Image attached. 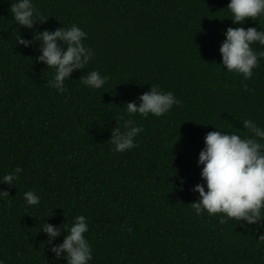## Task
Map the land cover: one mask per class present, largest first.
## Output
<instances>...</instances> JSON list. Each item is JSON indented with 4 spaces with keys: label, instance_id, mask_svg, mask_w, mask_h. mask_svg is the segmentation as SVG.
<instances>
[{
    "label": "trees",
    "instance_id": "trees-1",
    "mask_svg": "<svg viewBox=\"0 0 264 264\" xmlns=\"http://www.w3.org/2000/svg\"><path fill=\"white\" fill-rule=\"evenodd\" d=\"M10 2L0 0V177L17 165L21 172L0 181L8 194L0 197V261L66 264L51 246L83 214L87 264H264V220L191 208L193 186L204 182L197 161L206 133L251 135L244 119L264 128V57L247 79L219 65L224 30L264 28V15L233 23L228 0H32L39 15L25 26ZM72 24L93 55L57 91L47 83L54 68L36 59L37 34ZM93 69L108 77L100 88L81 83ZM151 84L180 103L159 116L127 113ZM127 120L142 131L116 152L113 129ZM29 189L37 204H25ZM44 223L58 234L49 237Z\"/></svg>",
    "mask_w": 264,
    "mask_h": 264
},
{
    "label": "clouds",
    "instance_id": "clouds-1",
    "mask_svg": "<svg viewBox=\"0 0 264 264\" xmlns=\"http://www.w3.org/2000/svg\"><path fill=\"white\" fill-rule=\"evenodd\" d=\"M226 8L228 14L225 16L230 17L233 23L243 22L246 17L264 15V0H228ZM9 9L12 19L25 26H31L34 15H39L32 0H11ZM37 35L43 41V46L36 59L54 68V74L47 83L57 91H63L65 78L73 69L87 64L93 55L92 49L82 42L86 33L78 25L72 24L52 31L45 29ZM223 35L219 46V65L242 74L245 79L249 78L258 63V57H264V49L257 52L250 45L253 42L264 45V28L258 29L254 25L247 28L228 26ZM57 38L67 46L62 48L58 45ZM18 42L25 45L29 43L22 37L18 38ZM107 79V76L93 69L82 77L81 83L96 89L103 86ZM139 99L138 104H126L127 113L159 116L173 104L180 103L171 91H163L156 84H151L150 90L140 94ZM242 123L251 135L242 137L237 132H222L219 130L221 128L216 127L217 130L208 131L204 136V146L199 151L197 161L202 164L200 175L204 182L195 184L192 189L199 194V199L191 202L196 215L202 212L209 215L223 213L236 220L243 218L249 224L264 220V128L252 119H244ZM125 125L123 131L113 129L110 140L116 152L133 147V138L142 131V127L132 124L131 120L125 121ZM20 172L21 168L17 165L13 171L0 177V181L11 184ZM22 195L27 205L37 204L40 200L32 189L24 191ZM6 196L7 192L0 190V197ZM41 228L49 237L58 234V229L50 223L42 224ZM65 228L66 235L62 242L52 245L51 251L56 257H66V264H87L92 253L83 235L88 230L85 216L76 215ZM258 238L264 240V233Z\"/></svg>",
    "mask_w": 264,
    "mask_h": 264
}]
</instances>
